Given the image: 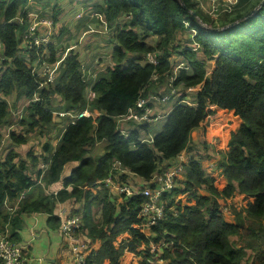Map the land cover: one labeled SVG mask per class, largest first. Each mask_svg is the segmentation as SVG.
I'll return each instance as SVG.
<instances>
[{
    "label": "trees",
    "instance_id": "trees-1",
    "mask_svg": "<svg viewBox=\"0 0 264 264\" xmlns=\"http://www.w3.org/2000/svg\"><path fill=\"white\" fill-rule=\"evenodd\" d=\"M48 1L0 0V124L8 111L5 96L13 93L16 99L23 97V102L16 109L15 120L7 122L24 127L23 132L8 130V149L0 158V227L7 223V237L23 243L22 218L34 212H43L46 225L57 228L60 205L80 213L85 236L100 241L87 254L89 264L102 260L121 264L119 256L124 249L134 252L139 244L150 242L156 243L157 249H144L137 264H151L152 256L166 264H243L245 260L247 264H264V0H236L220 22L228 25L215 28L210 20L208 30L195 20L194 16H203L192 0H83L86 10L101 14L104 21L99 28L108 27L105 32L109 35L105 47L110 63L90 68L94 73L87 74L82 69L84 53L76 46L87 20L84 27L75 14L63 38H59L61 31L53 36L51 32L46 42L26 48L27 55L18 54L21 35L31 23L27 13L39 16L35 2L41 7ZM55 19L54 12L51 26ZM178 33L189 37L188 42L176 40ZM68 42L72 45L64 50ZM58 47L59 54L55 52ZM147 52L154 54V63L145 58ZM208 59L214 64L206 74ZM41 60H57L50 81L31 69ZM153 83L165 84L164 94L171 87L179 92L168 94L167 100H174L161 126L150 140L140 130L146 131L151 122L129 121L121 134L115 116L133 106L139 95L155 91ZM188 87L194 88L191 102L186 101ZM161 105L157 103L159 108ZM211 106L232 110L240 118L226 148L219 150L216 165L225 180L220 190L201 168L199 150L190 147L191 131L212 113ZM84 108L98 114L76 117ZM54 113L62 118L52 134L55 139L41 140L40 153L30 144L23 157L16 159L12 145L24 144L27 134L35 129L39 135L47 134ZM101 140L102 152L90 154L89 147ZM181 151L185 154L182 179H175L161 193L164 214L149 226L147 234L136 226L141 222L138 208L142 196L121 194L122 201L116 206L115 194L103 182H96L106 176L113 159L146 180L170 165ZM35 163L33 180L26 169ZM67 163L73 164L60 177ZM127 176L121 173L118 178L125 181ZM37 180L51 189L58 180L61 185L44 194ZM200 187L207 192H197ZM234 191L249 199L242 210L233 211L232 220H226L217 198ZM183 192L192 203H180L176 195ZM74 202L81 203V211ZM92 202L99 206V221L92 219ZM122 232L128 236L115 247L112 241Z\"/></svg>",
    "mask_w": 264,
    "mask_h": 264
},
{
    "label": "rangeland",
    "instance_id": "rangeland-1",
    "mask_svg": "<svg viewBox=\"0 0 264 264\" xmlns=\"http://www.w3.org/2000/svg\"><path fill=\"white\" fill-rule=\"evenodd\" d=\"M195 2V6L199 9L201 15L204 18V21L202 20V17L194 16L195 20L198 22L199 25H201L204 29L208 30L211 28V22H214L215 28H223L228 25V23H220L222 19L224 18V14L230 11L232 7L236 4V0L230 4L228 7H226L222 0H192ZM35 5L38 6V12L40 19L48 18L49 20L51 19L52 13L55 12V20L51 26V32L53 36L54 34H57L58 32L61 31L59 34V38H63L64 33L69 30L70 26H68L70 18L72 16V19L75 20L76 18L74 17V14L77 19H80L81 23L84 24L85 27V21L87 20V24L84 30V33L82 34V37L77 38V47L79 46V49L81 52L84 53L82 55V69L84 70V73L87 74L91 69H94L96 67L100 68L103 66H106L110 63L109 61V55L107 53L105 44H107V39L109 38V35L105 32L106 28H99V25L101 22H103V18L100 13L97 12H90L87 9V5L83 3V0H49L47 4L41 6L43 10L40 7V4L35 2ZM34 5V9H35ZM92 11V10H91ZM37 12V11H36ZM38 16V17H39ZM92 18H89V17ZM83 18V19H81ZM202 18V19H201ZM113 27V26H112ZM80 29V28H79ZM43 31V26L41 24H38V33H41ZM50 37V36H49ZM176 40H180L182 42H188L187 39L189 37H186L183 33H178L176 34ZM49 40V39H48ZM68 46L64 49L70 48L72 45L71 42L67 43ZM192 45V44H191ZM19 50L18 54L22 55H27V53L24 52V50H28L26 48L27 45H25V41L21 35V38L19 40L18 44ZM59 47L56 49L55 52L58 51ZM59 54V53H58ZM199 54V53H198ZM85 56V57H84ZM59 60V59H57ZM54 63H49L50 67L52 68V75L54 72V69L56 68V61ZM173 62V69L175 70L176 65L174 64L176 61V57H172ZM91 63V64H90ZM89 64V65H88ZM213 59H208L205 61V72L206 74L209 73L211 68L213 67ZM38 65L36 66V68ZM91 68V69H90ZM173 70V71H174ZM92 72V71H91ZM94 73V72H92ZM45 79V78H44ZM53 79V78H52ZM170 80V77L168 78V81ZM169 84V83H168ZM167 85V83H166ZM155 91H148V94H157L161 95L166 93V88L165 84L162 85H157L153 83ZM193 90H185V93L187 94L186 101L191 102L193 98ZM15 92L17 93V90L15 89ZM169 94L173 93V96H176L179 94L177 89L173 92L169 90ZM18 98V97H17ZM5 100L7 102V115L2 124H0V132H1V141H0V158L5 154L7 151V146H8V137L7 133L9 129H14V131H22L23 132V126H19L18 124L12 123L9 124L7 120H10L13 122L15 118L18 116L16 113V109L20 107L19 104H22L23 97L20 99H16L14 97L13 93H10L5 96ZM174 98L172 97L171 99H168L161 105L162 107L160 109H163L166 111L171 104L173 103ZM19 105V106H18ZM213 111L212 113L208 114L204 120L195 128L191 131L190 133V147L193 149L199 150V154H201V168L203 171L211 175L213 177V185L215 186L216 189L220 190L223 185L225 184L224 179L222 178L220 174V167L216 165V162L218 158L220 157L219 150L225 149L226 148V143L229 139V136L231 132H233L239 125L240 123V118L233 114L232 110H227V109H222L218 108L215 106H211ZM210 107V108H211ZM88 109V108H87ZM89 110V109H88ZM60 111V110H58ZM93 111V110H92ZM22 114V113H20ZM94 114V111H93ZM53 114V122L51 123V129H49L48 133L46 134L44 132V135H39L37 129L30 131L27 134V141L24 144L18 145V146H13V149L17 152V158L23 157L25 151L27 150L28 146H33V149H36L35 147L39 146L43 140H49L52 141L55 138L52 136L56 132L55 129L60 127L62 118L59 117L58 115ZM58 116V117H57ZM94 116V115H93ZM163 121V116L158 118V120L151 122L148 125V128L146 131L140 130L146 137H151L153 132L161 126ZM126 125H129V123H120L118 126L125 128ZM117 126V125H116ZM208 127H212L211 129H208ZM209 130L211 132H209ZM213 132V133H212ZM42 136V137H41ZM41 137V138H40ZM46 138V139H45ZM42 140V141H41ZM201 141H204L206 143V147H203L202 144L200 143ZM103 141H97L93 145L89 147L90 154L96 155L102 152L103 150ZM37 153V151H36ZM41 160V159H40ZM73 163H67L63 166L62 171L67 170L69 166H71ZM42 166V165H41ZM36 169V163L35 165H27L28 172L32 176V179L35 180L36 178L34 177V171ZM132 181H136L134 178H130ZM177 180L182 179V174L180 173L179 176L176 178ZM38 181V180H37ZM39 189L42 191V193H48L51 192L53 189L43 182L41 180L38 181ZM94 190V189H93ZM197 192H200L201 194L207 192L203 187H200L197 189ZM218 197V196H217ZM216 197V198H217ZM176 198H179L180 203H192L193 199L188 197V194L186 192L183 193H178L176 195ZM247 199L243 196V194L237 193L236 191L232 192L230 196L227 197H221L219 196L217 198V203L221 209V214L226 220H232L233 218V211L237 210H242L243 206L245 205ZM115 205L117 206V203L122 201L121 196L115 195L114 198ZM81 203L74 202L73 205L75 208H79ZM81 211V206L79 208ZM91 216L93 221H99L100 219V210L99 206L95 203H91ZM264 223V221H262ZM4 225L7 224L5 223ZM4 225L0 227L3 229ZM82 226V225H81ZM144 231H147L144 229ZM128 236L126 232H122L118 235L115 236L113 242V245L117 247L119 245V241L121 239H124ZM232 240H234L233 237H231ZM92 241V239H91ZM100 241L98 239H93V249L97 248L99 246ZM156 243L150 242L147 246L144 244H139L136 247V251H128V250H123L122 254L119 256V261L121 264H137L139 259H141V253H143V250L145 251L148 249L149 252L154 251L156 248L157 249ZM140 251V253L138 252ZM151 258V257H150ZM100 264H108L107 260H102ZM151 264H166V261L163 259L157 258V256H152L151 258ZM243 264H247V261L245 260Z\"/></svg>",
    "mask_w": 264,
    "mask_h": 264
},
{
    "label": "built area",
    "instance_id": "built-area-1",
    "mask_svg": "<svg viewBox=\"0 0 264 264\" xmlns=\"http://www.w3.org/2000/svg\"><path fill=\"white\" fill-rule=\"evenodd\" d=\"M235 0H222L223 4L228 7ZM32 15L31 23L26 28L23 37L27 47H37L47 41L48 35L51 33V20L48 18L40 19L37 13L29 12ZM38 24L43 25V33H38ZM147 61L154 63L155 56L151 52L145 54ZM37 75H44L46 81L53 78L52 68L50 64L44 60L39 62L36 68L35 64L31 67ZM153 78H155L153 76ZM169 85V84H168ZM194 89L188 87L187 90ZM170 91H175V88H170ZM169 94V93H168ZM168 94H147L146 96L139 95L133 106H130L122 114L115 116V123L118 131L125 134L126 130L118 126L120 123H128L129 121L139 123H150L164 116L165 111L157 106V103L164 102L168 98ZM62 115L64 112L59 111ZM90 115L93 116V111L87 108L82 109L75 116ZM95 116V115H94ZM93 116V117H94ZM148 140L150 138L148 137ZM185 159L183 151L179 152L171 160L170 165L163 166L159 171L154 172L148 179L143 180L134 175L121 163L113 159L110 163V168L106 176L96 182H103L107 189L115 195L128 196L138 193L142 196V200L138 208V216L141 222L136 226L145 234L148 233V228L151 224L160 219L164 214V202L161 199V193L168 190L174 180L179 176L182 162ZM40 164L39 166H41ZM121 173L128 174L125 181H121L118 175ZM129 178H134L132 181ZM59 188V187H58ZM53 189L52 192H55ZM22 193L19 194V197ZM15 205L13 206V208ZM56 214L59 217L58 234L60 238V248L66 253V261L63 264H89L87 254L93 249V240L85 236V231L82 228L81 215L78 212H73L65 206H57ZM7 224V223H6ZM146 229L147 231H144ZM26 243H15L7 237V227L4 225L0 230V260L1 264H22L28 260L26 254Z\"/></svg>",
    "mask_w": 264,
    "mask_h": 264
},
{
    "label": "crops",
    "instance_id": "crops-1",
    "mask_svg": "<svg viewBox=\"0 0 264 264\" xmlns=\"http://www.w3.org/2000/svg\"><path fill=\"white\" fill-rule=\"evenodd\" d=\"M29 15V13H27ZM32 15L30 16V19ZM42 25V24H41ZM43 26V25H42ZM94 115L98 111L94 110ZM212 127H208L211 129ZM209 132H211L209 130ZM213 133V132H212ZM54 143V142H52ZM35 152L40 153V146L35 147ZM42 164L41 162L39 165ZM68 169V168H67ZM66 171V170H65ZM62 171L60 177L66 172ZM65 172V173H63ZM222 176V175H221ZM224 179V177L222 176ZM225 181V180H224ZM61 181L53 189L60 187ZM50 186V185H49ZM46 215L43 212H34L25 214L22 218L20 228V241L26 243L28 255V264H63L66 261V253L60 248V238L57 228H51L46 225Z\"/></svg>",
    "mask_w": 264,
    "mask_h": 264
},
{
    "label": "water",
    "instance_id": "water-1",
    "mask_svg": "<svg viewBox=\"0 0 264 264\" xmlns=\"http://www.w3.org/2000/svg\"><path fill=\"white\" fill-rule=\"evenodd\" d=\"M262 2V0L260 1V3ZM254 9H251L246 15L250 14L251 12H253Z\"/></svg>",
    "mask_w": 264,
    "mask_h": 264
}]
</instances>
